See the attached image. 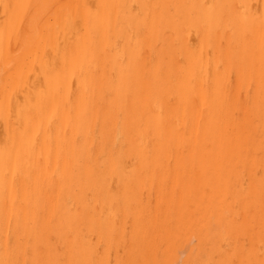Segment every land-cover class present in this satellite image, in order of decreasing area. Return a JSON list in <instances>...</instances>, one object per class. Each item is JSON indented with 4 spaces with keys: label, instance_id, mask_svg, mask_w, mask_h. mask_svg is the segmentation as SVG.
Masks as SVG:
<instances>
[{
    "label": "bare ground",
    "instance_id": "bare-ground-1",
    "mask_svg": "<svg viewBox=\"0 0 264 264\" xmlns=\"http://www.w3.org/2000/svg\"><path fill=\"white\" fill-rule=\"evenodd\" d=\"M0 264H264V0H0Z\"/></svg>",
    "mask_w": 264,
    "mask_h": 264
}]
</instances>
